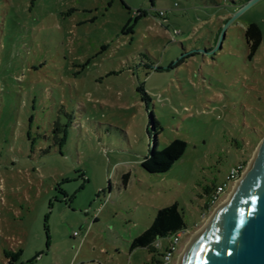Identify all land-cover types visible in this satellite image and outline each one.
Masks as SVG:
<instances>
[{"label": "rangeland", "instance_id": "1", "mask_svg": "<svg viewBox=\"0 0 264 264\" xmlns=\"http://www.w3.org/2000/svg\"><path fill=\"white\" fill-rule=\"evenodd\" d=\"M240 1L0 0V264H157L166 239L131 243L175 203L178 264L264 143Z\"/></svg>", "mask_w": 264, "mask_h": 264}, {"label": "water", "instance_id": "2", "mask_svg": "<svg viewBox=\"0 0 264 264\" xmlns=\"http://www.w3.org/2000/svg\"><path fill=\"white\" fill-rule=\"evenodd\" d=\"M260 0H250L235 18ZM234 200L220 209L178 264H264V143Z\"/></svg>", "mask_w": 264, "mask_h": 264}, {"label": "trees", "instance_id": "3", "mask_svg": "<svg viewBox=\"0 0 264 264\" xmlns=\"http://www.w3.org/2000/svg\"><path fill=\"white\" fill-rule=\"evenodd\" d=\"M250 0H242L240 6L247 4ZM246 40L252 55L256 53L262 43V33L255 24H250L246 29ZM172 156L170 154H159L154 151L151 156L153 165L157 168H163ZM245 163L236 167L238 176L244 170ZM210 200L206 203V212L210 210ZM187 226L177 203L158 211L156 218L151 226L131 243V250L144 249L153 246L158 240L167 239L177 233L186 231ZM159 264V261L156 262Z\"/></svg>", "mask_w": 264, "mask_h": 264}, {"label": "built area", "instance_id": "4", "mask_svg": "<svg viewBox=\"0 0 264 264\" xmlns=\"http://www.w3.org/2000/svg\"><path fill=\"white\" fill-rule=\"evenodd\" d=\"M157 14L160 17H164L165 12H157ZM239 178L237 169L234 168L230 174L227 176L226 181L218 186L211 194L210 196V212L218 203L221 201V198L223 195L227 192V190L232 186V184ZM206 212V214L208 213ZM184 232L177 233L169 238H167V245L164 249V252L161 254V260L159 261V264H172L175 253L177 251V248L179 247V244L181 243L182 236L184 235ZM161 240H158L155 243V248L159 249L161 247Z\"/></svg>", "mask_w": 264, "mask_h": 264}, {"label": "bare ground", "instance_id": "5", "mask_svg": "<svg viewBox=\"0 0 264 264\" xmlns=\"http://www.w3.org/2000/svg\"><path fill=\"white\" fill-rule=\"evenodd\" d=\"M254 162H255V160L253 159V162L249 165V168L246 170V172H244V174H243V176L241 177V179L236 183V185H235L233 191L231 192V194H230L228 200L225 201V202L221 205V207L216 211V213L214 214V216L210 219L208 225H209L210 223H212L213 219L215 218V216L217 215V213H218V211H219L220 209H222V208H223L226 204H228L230 201L234 200V197H235V195H236V193H237L239 187L242 185V183L244 182V180L247 178L248 174H249L250 171L252 170V167L254 166ZM208 225H207V226H208ZM207 226H206V227H207ZM206 227H205V228H206ZM205 228H204V229H205ZM204 229H202V230H201L196 236H194L193 240H194L198 235H200V234L204 231ZM193 240H192V242H193ZM192 242H191V243H192ZM191 243H190V244H191ZM188 247H189V246H188ZM188 247H187V248H188ZM185 251H186V250H185ZM182 255H183V254H182ZM180 258H181V257H180Z\"/></svg>", "mask_w": 264, "mask_h": 264}, {"label": "crops", "instance_id": "6", "mask_svg": "<svg viewBox=\"0 0 264 264\" xmlns=\"http://www.w3.org/2000/svg\"><path fill=\"white\" fill-rule=\"evenodd\" d=\"M97 221V220H96Z\"/></svg>", "mask_w": 264, "mask_h": 264}]
</instances>
